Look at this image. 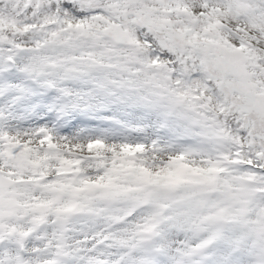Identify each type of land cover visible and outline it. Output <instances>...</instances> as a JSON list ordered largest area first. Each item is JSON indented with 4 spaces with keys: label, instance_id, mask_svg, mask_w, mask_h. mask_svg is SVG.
Here are the masks:
<instances>
[{
    "label": "snow or ice",
    "instance_id": "1",
    "mask_svg": "<svg viewBox=\"0 0 264 264\" xmlns=\"http://www.w3.org/2000/svg\"><path fill=\"white\" fill-rule=\"evenodd\" d=\"M0 264H264V0H0Z\"/></svg>",
    "mask_w": 264,
    "mask_h": 264
}]
</instances>
